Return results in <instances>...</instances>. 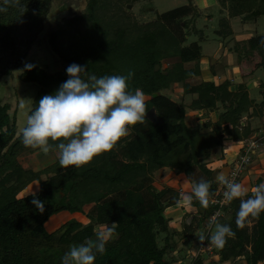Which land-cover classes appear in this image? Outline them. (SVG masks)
<instances>
[{
  "label": "trees",
  "instance_id": "1",
  "mask_svg": "<svg viewBox=\"0 0 264 264\" xmlns=\"http://www.w3.org/2000/svg\"><path fill=\"white\" fill-rule=\"evenodd\" d=\"M53 1L19 0L17 6H8L0 13V82L13 75L30 53ZM218 2L227 11L215 30L222 39L233 32L230 18L255 22L264 15V0ZM200 15L194 0H188L139 23L123 0H87L84 11L50 29L49 46L64 67L52 72L33 65L21 72V80L38 84L32 108L41 96L52 94L67 79L66 66L77 63L97 77L126 75L131 70L128 88L141 90L145 113L153 107L156 119L145 116L129 126V132L112 149L85 166L61 168L57 156L53 163L34 170L25 167L20 156L35 149L21 144L16 112H10L8 101H0V264H59L69 245L94 238L100 225L105 230L111 228L115 238L106 244L103 255H96L94 264H148L150 260L153 264H205V254H188L190 247H197L198 236L207 237L216 222L228 224L234 235L226 238L223 247L212 246L219 260L212 264H264V212L237 228V198L222 206V214L212 222L210 231L205 228V221L219 208L209 202L218 181L206 160L226 135L242 143L254 137L258 127L253 126L252 117L264 114V100L254 103L244 85L232 90L227 80L218 84L188 81L201 70L202 45L197 40L188 41L191 34H203L195 24ZM261 36L253 35L236 46L243 59L258 58L257 68L264 67ZM165 60H172L171 65L163 67ZM176 86H182L183 94L191 97L188 103L164 92ZM187 107L219 110V117L191 125L186 120ZM50 150L58 151L54 147ZM164 168L181 174L191 186L201 178L209 184L207 207L190 200L193 208L184 213L181 231L172 229L166 210L184 205V195L171 184L161 188L154 184L156 172ZM44 174L48 176L44 178ZM34 180L39 182L36 198L44 202L42 213L31 204L33 193L19 196ZM87 205L90 207L85 212ZM61 211L75 216L47 230V220ZM76 214H84L87 221L83 223ZM177 234L183 240L182 248L175 239Z\"/></svg>",
  "mask_w": 264,
  "mask_h": 264
},
{
  "label": "clouds",
  "instance_id": "2",
  "mask_svg": "<svg viewBox=\"0 0 264 264\" xmlns=\"http://www.w3.org/2000/svg\"><path fill=\"white\" fill-rule=\"evenodd\" d=\"M19 0H0V13L8 6H17ZM22 11V9H21ZM259 44L264 47V35ZM31 70V64H25ZM67 79L52 94H45L35 103L20 129V142L25 147L39 149L47 153L50 148L58 150L61 168H80L87 165L101 153L113 148L126 134L128 127L145 118L144 96L140 89L130 90L128 81L133 73L126 75H103L97 77L85 70L84 65L71 63L65 68ZM224 185L223 200L231 202L239 198L235 214V225L243 227L250 217L264 212V181L253 185L246 198L245 189L239 182L219 175ZM209 184L200 179L193 182L191 195H184L185 202L193 198L201 207H207ZM31 204L38 212L44 211V202L33 193ZM234 235L228 224L216 223L214 230L199 241L207 239L208 246L221 248L226 238ZM112 229L94 232V238L69 245L59 260V264H94L97 254L103 255L109 240L114 239ZM148 264H153L150 260Z\"/></svg>",
  "mask_w": 264,
  "mask_h": 264
},
{
  "label": "rangeland",
  "instance_id": "3",
  "mask_svg": "<svg viewBox=\"0 0 264 264\" xmlns=\"http://www.w3.org/2000/svg\"><path fill=\"white\" fill-rule=\"evenodd\" d=\"M123 1H124V5H126V9L128 10V12L139 23H144V22L153 20L157 18V16L160 13H163L172 8L181 6L188 2V0H131V1L123 0ZM128 5H131V6L128 7ZM86 6H87V0H78L77 3L71 6H68L66 0H54L51 11L48 15L47 22L44 23L45 24L44 29L39 34L38 39L33 44V47L30 53L23 60L22 64L13 71V75L5 76L0 82V101L2 102L8 101L10 103V112L11 113L16 112L17 119H18V134L20 133V129L25 124L26 117L29 114L30 109L32 108L33 100L38 90L37 83L26 82L20 79L19 76L21 72L25 70V67H24L25 64H31L32 66L39 65L52 72L63 70L64 64H62L58 55L55 52H53V50L49 46L48 39H47L48 33L50 29L56 27L58 22H63L64 18H69L74 13L77 14V13L84 11ZM206 13L203 14L201 11L200 17L195 20V24L197 25V27H200L203 30V34L200 33L201 36L200 34L198 35L191 34L188 39L189 42L193 40H197L202 45V56L199 60L200 65L202 64L201 66H209V63L211 62V60L214 59V57L216 56L215 51L221 47L220 46L221 41L219 40V37L215 34L214 30L219 26L220 17L223 15H226L225 12H221L220 16H217V17L215 16V18L209 20L207 18L209 17V15ZM251 26L252 28L244 31L242 36H248V35L255 34V33H264V15L258 18L257 23L255 25V27H257L256 31H254L253 29L254 25H251ZM171 61L172 60L170 61L165 60L162 64L163 67L171 65ZM194 63L195 62H192V63H189L188 65L192 66L194 65ZM217 66H218V69L221 68L220 65H217ZM188 81L190 83H198L202 81V78L201 76L199 77V75H197L195 77L189 78ZM180 87L181 88L177 87L175 89L181 90L182 86ZM164 92L169 94L167 89L164 90ZM251 94L252 96L257 97L258 99L263 98L262 93L259 91L258 87H255V88L253 87ZM182 100L188 102L189 98L183 95ZM198 117L200 118L201 116H198ZM192 121H196V120L194 119ZM187 122L191 125H195V124H192L190 120H187ZM128 132H129V128L126 134ZM257 135L259 134L257 133L254 134V136H257ZM260 136L262 135L260 134ZM261 149H263V146L254 154L252 163H254L255 160L258 158L257 156L259 152H262ZM57 156H58V151H53L49 149L47 153H44L39 149H35L31 152L27 151L23 153V155L20 156V160L25 167H29L34 170H39L53 163ZM208 161H206V163ZM224 165L225 163L222 162L220 166H224ZM230 165L231 163L228 164V168H230ZM171 171L172 170L168 168L158 170L155 174L154 184L159 188L166 185L167 184L166 180L169 177ZM223 173H224V169L222 168L219 175H223ZM244 173L245 172L241 173V177L244 175ZM46 176L48 175L47 174L43 175L44 178ZM253 183L254 182H252L251 184L253 185ZM182 186L184 187V189H187L189 187L188 181L186 179L184 180V185ZM184 189L181 188L183 195L185 193ZM89 207L90 205L85 206V212L89 209ZM66 212L70 214V212L68 211ZM61 215L60 213L52 215L45 223L46 229L54 230L57 227H59V225H61L62 222H60L59 225H55L56 227L51 226V224L53 223V221H55V223L58 222L59 220L56 221V219H60ZM76 217L79 220H81L83 223L87 221L84 214H76ZM205 223H208V221H205ZM97 229L105 230L106 227L104 225H100V226H97ZM160 238H158L159 242H160ZM175 239L176 240L179 239L178 244H179V247L182 248L183 240L181 239L180 235L177 234L175 236ZM201 244H202V241H197V244H196L197 247H194V246L190 247L189 253L190 254L194 253L196 250L199 251L200 253H203L205 250L206 252H209V253L210 251H212L211 246L205 247L204 245H201ZM212 261H213L212 258L205 260V262H208L209 264H211Z\"/></svg>",
  "mask_w": 264,
  "mask_h": 264
},
{
  "label": "crops",
  "instance_id": "4",
  "mask_svg": "<svg viewBox=\"0 0 264 264\" xmlns=\"http://www.w3.org/2000/svg\"><path fill=\"white\" fill-rule=\"evenodd\" d=\"M194 2L199 7L200 11H202L203 14H208L209 17H207L209 20L215 18V16H220L221 12H225L227 15V11L223 9L221 6H219L217 0H194ZM224 16V15H223ZM258 20V19H257ZM230 26L232 29L231 36L222 39L217 33L215 34L219 37L220 42V48H218L215 51V57L211 60L209 63V66H201L200 65V75L202 80H212L215 83H222L223 81H229L230 86L229 88L232 90H236L239 88V86L242 84L244 85L246 91L248 92V95L250 99H253L254 103H261L264 100V67H255L256 62L258 61V58L252 59H243V57L239 56V52L236 49V46L238 45V42L244 41L245 39L250 38L253 35L259 34L264 35V33H255L248 36H242L244 31L249 30L252 28L251 25H254V31H256L257 27H255L257 21L255 22H242L238 17L236 18H230L229 19ZM218 28V27H217ZM213 56V55H212ZM220 65V69H218V66ZM197 79V78H196ZM195 79V80H196ZM178 88H181L180 86H177ZM173 87L171 89H168V93L174 100L182 101L183 99V93L181 90H176ZM258 87L259 91L262 93L263 98L258 99L255 96H252L251 91L252 88ZM185 96V95H184ZM190 100V96H186ZM188 103V102H186ZM252 110V108H250ZM198 116H201L200 118ZM219 117V110H211L206 111L205 109H198L193 110L191 108L187 107V113H186V120H190L192 124L196 123H202L205 120H212L216 121ZM247 116H244V119H246ZM196 121H192V120ZM26 121V120H25ZM252 124L254 127H258V130H256L257 134H261L264 136V114L261 115V117H252ZM264 140V138H263ZM242 145L241 141H236L232 137L226 135L223 138V143L220 146H217L213 148L211 156L206 161L207 164L215 169H218L216 179L218 181V184L220 181L218 180V176L220 174V171L222 168L224 169V173L222 176L225 177L227 174L229 168L228 164L231 163L233 158L238 154L240 151V147ZM258 158L255 160L254 163H252L247 170H245L244 175L239 179V183L243 186L245 189V194L248 193L249 189L257 183L259 179H262L264 181V151L260 152L257 156ZM225 163L227 166H220L221 164ZM181 178V179H180ZM184 178L181 176V174H175L171 171L169 177L167 178V184H171L177 188H183L182 185H184ZM252 182L253 185L251 184ZM189 184V183H188ZM39 191V182L37 180H34L30 182L20 193L19 196H24L29 193H37ZM185 193L184 195H191V185L189 184V187L187 189H184ZM187 202L184 201V205L181 206V204H177L175 206L168 207L166 210L167 216L171 217L170 225L173 230H182V221L185 217V212H190L192 210V206L189 204H185ZM223 210L221 209V212ZM193 212V211H192ZM61 217L60 219H56V222L53 221L51 226L59 225L60 222H65L66 220L72 218L73 214H69L66 211L59 212ZM60 226V225H59ZM56 227V226H55ZM52 231V230H49ZM178 241V239H177ZM212 247V246H211ZM205 254L204 263L209 264L208 262H205L206 259L212 258L213 261L211 262H218V256L215 255L212 251L206 252V250L203 252ZM190 255V253L188 254ZM189 259V258H187ZM187 259L183 262L185 263Z\"/></svg>",
  "mask_w": 264,
  "mask_h": 264
},
{
  "label": "built area",
  "instance_id": "5",
  "mask_svg": "<svg viewBox=\"0 0 264 264\" xmlns=\"http://www.w3.org/2000/svg\"><path fill=\"white\" fill-rule=\"evenodd\" d=\"M264 136H254L253 138L248 139L246 142L242 143L240 147V151L238 154L233 158L231 161L230 168L225 175L226 179H231L234 182H238V180L241 177V173L245 171L246 166L248 164L252 163L254 154L263 146V149L261 151H264ZM260 153V152H259ZM223 191H224V185L222 183H219L217 186V189L215 192L209 196V202L212 204H216L219 206V208L211 214L209 219L207 220L208 223H205V228L207 231H210L212 222L221 214L222 206L227 204L228 201L223 200ZM180 193L183 194L182 190L180 189ZM205 247L208 246V243L202 241V244ZM203 246V247H204ZM199 253V251H195L192 253V256H196Z\"/></svg>",
  "mask_w": 264,
  "mask_h": 264
},
{
  "label": "water",
  "instance_id": "6",
  "mask_svg": "<svg viewBox=\"0 0 264 264\" xmlns=\"http://www.w3.org/2000/svg\"><path fill=\"white\" fill-rule=\"evenodd\" d=\"M131 5H128V7H130ZM47 22V20L45 21ZM156 67H158V65H156ZM145 116L146 117H149L150 119H156V116H155V109L152 107L150 108L146 113H145ZM217 172H218V169L215 168L214 171H213V178H216V175H217Z\"/></svg>",
  "mask_w": 264,
  "mask_h": 264
},
{
  "label": "flooded vegetation",
  "instance_id": "7",
  "mask_svg": "<svg viewBox=\"0 0 264 264\" xmlns=\"http://www.w3.org/2000/svg\"><path fill=\"white\" fill-rule=\"evenodd\" d=\"M66 1H67L68 6H71V5L75 4V2H72V1H69V0H66ZM72 9H73V7H72Z\"/></svg>",
  "mask_w": 264,
  "mask_h": 264
}]
</instances>
